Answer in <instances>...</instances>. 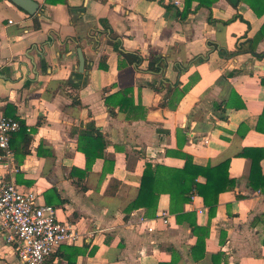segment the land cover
Instances as JSON below:
<instances>
[{
	"label": "crops",
	"instance_id": "crops-1",
	"mask_svg": "<svg viewBox=\"0 0 264 264\" xmlns=\"http://www.w3.org/2000/svg\"><path fill=\"white\" fill-rule=\"evenodd\" d=\"M33 1L30 16L0 0V113L24 126L11 140L19 171L0 163V181L78 236L50 262L264 264V158L250 182L264 153V39L233 54L264 27V0ZM90 123L98 132L80 142ZM82 150L100 156L88 167ZM182 154L229 162L236 182L214 214L197 195L173 213L165 193L156 213L129 210L146 164L180 170ZM0 264H23L2 235Z\"/></svg>",
	"mask_w": 264,
	"mask_h": 264
},
{
	"label": "built area",
	"instance_id": "built-area-1",
	"mask_svg": "<svg viewBox=\"0 0 264 264\" xmlns=\"http://www.w3.org/2000/svg\"><path fill=\"white\" fill-rule=\"evenodd\" d=\"M174 4L179 6V1ZM21 128L19 119L0 113V163L14 173L19 167L11 140ZM0 235L12 245L23 264H52L50 258L55 249L78 240L71 227L59 220L56 208L37 204L36 193L7 181H0Z\"/></svg>",
	"mask_w": 264,
	"mask_h": 264
},
{
	"label": "trees",
	"instance_id": "trees-1",
	"mask_svg": "<svg viewBox=\"0 0 264 264\" xmlns=\"http://www.w3.org/2000/svg\"><path fill=\"white\" fill-rule=\"evenodd\" d=\"M263 1V0H259ZM201 5V3H200ZM252 8L258 15L262 13L259 12V9H255L252 5ZM188 13L187 9L185 11ZM211 20V19H210ZM103 24L107 26L104 22ZM108 28L107 31L110 32L112 40H116V37L113 35V31ZM264 39V27L260 31L257 38L254 40L248 41L244 47L238 48L233 54L237 55L239 53L245 52L249 49H254L255 43ZM262 56V55H261ZM106 58H102L100 62V69L107 70L108 67L106 65ZM264 84V81H262ZM129 91H123L120 94L127 95ZM75 103V102H74ZM108 105V98H107ZM122 106V104H121ZM221 107L218 105V108ZM9 116V115H6ZM22 128H24L21 123ZM85 133L80 135V142L83 141L84 138L91 139L94 137L95 133H97V129L93 123H90L87 126ZM13 138V136H12ZM105 145H103L104 149ZM102 149V152H103ZM82 152L86 155L88 167L99 158L100 155H90L89 153ZM185 160V166L183 169L176 170L164 167L162 165H153L151 163H147L145 167V171L142 178L141 188L139 192L138 198L133 202L129 207V210L144 208L147 212L156 213L158 209V201L161 194H169L171 196L172 208L171 212L179 214L181 212L182 207L185 204H188L192 201L194 196H201L205 204L210 207V211L214 214L216 206L218 204L219 195L227 190H232L234 188L236 180H233L229 177L227 169L228 163H223L217 167H200L194 164L192 157L182 154L181 155ZM244 156H248L247 152H245ZM252 157V156H251ZM264 158V153L260 154L258 158L253 157L252 162V170L250 175V182L255 186V180L257 179L260 162L261 159ZM87 172V171H86ZM202 177L206 181L205 183H201L199 178ZM264 185V181H263ZM208 233L206 232L204 236L198 237V241L196 244V250H203L205 247V238ZM204 251V250H203ZM204 253V252H203ZM202 253V255H203Z\"/></svg>",
	"mask_w": 264,
	"mask_h": 264
},
{
	"label": "water",
	"instance_id": "water-1",
	"mask_svg": "<svg viewBox=\"0 0 264 264\" xmlns=\"http://www.w3.org/2000/svg\"><path fill=\"white\" fill-rule=\"evenodd\" d=\"M17 7L21 8L24 10L26 13H28L30 16H34L38 13L39 11V5L33 0H11ZM232 3L236 4L237 0H231ZM80 66L81 68H84L85 66V61L80 56Z\"/></svg>",
	"mask_w": 264,
	"mask_h": 264
}]
</instances>
